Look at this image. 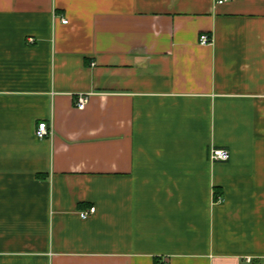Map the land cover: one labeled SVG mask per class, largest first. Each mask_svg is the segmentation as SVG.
Wrapping results in <instances>:
<instances>
[{"label": "crops", "instance_id": "crops-1", "mask_svg": "<svg viewBox=\"0 0 264 264\" xmlns=\"http://www.w3.org/2000/svg\"><path fill=\"white\" fill-rule=\"evenodd\" d=\"M159 258L264 264V0H0V264Z\"/></svg>", "mask_w": 264, "mask_h": 264}, {"label": "built area", "instance_id": "built-area-1", "mask_svg": "<svg viewBox=\"0 0 264 264\" xmlns=\"http://www.w3.org/2000/svg\"><path fill=\"white\" fill-rule=\"evenodd\" d=\"M230 0H215L217 4H223L225 2H228ZM64 23H67V19H63ZM200 42L203 44L211 43V39L207 34H202L200 36ZM88 102V96L87 95H81L78 98L77 107L79 109L85 108L86 104ZM52 132L49 130L48 125L46 122H40L37 128V137L40 139L46 138L48 135H50ZM209 157L212 161H225L228 160L230 157V152L227 149L224 148H211ZM96 210L95 206L90 207L89 209L80 211V216L82 218L88 217L91 213H94ZM155 264H170L169 260L167 258H159L156 260Z\"/></svg>", "mask_w": 264, "mask_h": 264}]
</instances>
